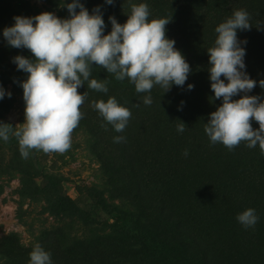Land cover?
<instances>
[{"label": "trees", "instance_id": "obj_1", "mask_svg": "<svg viewBox=\"0 0 264 264\" xmlns=\"http://www.w3.org/2000/svg\"><path fill=\"white\" fill-rule=\"evenodd\" d=\"M80 2L90 14L96 7L100 8L105 35L111 25L110 16L124 24L131 14L132 4L146 3L149 20L171 18L166 25L167 38L177 34V38L181 37L183 41L200 31L211 36L214 16L226 17L236 8L246 11L252 27L238 30V33L252 35L253 44L245 71L250 70L251 79L257 81V86L248 95L264 98V89L259 86V81L264 80V57L253 52L255 42L264 45V0H114L112 5L105 0ZM183 13L187 14V20L182 17ZM212 36L217 35L213 32ZM189 65L191 74L196 71V66L195 63ZM90 77L106 79L115 87L129 91L135 89L127 78L118 81L114 74L95 65ZM192 82L186 81L183 87L172 85L166 93L159 86L147 92L161 102L165 100L159 103L153 119L170 121V129L167 131L165 127L163 134L151 123L142 127L146 132L147 129L154 130L150 138L148 135L138 139L132 130L117 132L92 107L96 102L93 99L92 103L82 105L80 110L84 116L76 129L92 128L93 151L101 160L103 177L107 178L104 185L111 193L110 199L117 196L118 202H114L117 211L136 219L132 247L140 246L143 239L147 242L149 236H155L159 253L162 252L165 258L170 256L163 264H264V153L258 144L249 148L246 142H241L233 150L221 143L212 144L204 128L210 113L216 111L222 99L210 98V94L214 97L211 85L205 83L201 88L196 83L192 90H188ZM0 100L9 102L8 108L14 97L6 94ZM204 101L207 103L202 104ZM181 122L185 124L182 133L177 131ZM252 126L254 129L259 127L254 120ZM115 137L124 139L116 143ZM138 140L144 144L140 145ZM152 169L155 173H146ZM67 201L74 203L71 197ZM249 208L255 210L258 221L254 227L245 228L237 216ZM83 230L78 236L75 220L65 224L63 235L68 254L70 243L100 240L106 233L105 229L98 227ZM70 260L71 264H143L104 251L94 256L87 253L83 257H70ZM149 263L160 264L161 261L155 259Z\"/></svg>", "mask_w": 264, "mask_h": 264}, {"label": "clouds", "instance_id": "obj_2", "mask_svg": "<svg viewBox=\"0 0 264 264\" xmlns=\"http://www.w3.org/2000/svg\"><path fill=\"white\" fill-rule=\"evenodd\" d=\"M105 2L112 5L114 0ZM66 8L70 18L61 19L52 12L34 17L17 16L15 24L3 30L9 46L27 49L34 57L13 58L17 69L28 74L21 84L24 123L15 127L0 124V139L7 142L10 137H16L24 159L32 150L64 154L71 149L72 133L83 119L80 109L87 98V92L80 94L78 88L87 81L88 88L108 92L106 79H89L93 65L114 74L118 81L127 78L137 93L151 92L154 86L161 87L164 93L172 85L183 87L191 72L185 57L175 48V40L166 36V25L171 18L149 20L146 3L132 4L124 24L110 16L112 28L107 35L99 7L90 14L80 0H72ZM251 27L249 14L237 10L215 29L218 34L215 46L207 49L209 79L214 99H222V104L210 113L204 131L212 144L221 143L229 150L241 142H246L249 148L258 144L264 153V98L248 95L257 81L245 71L246 51L241 44L247 41L237 37V30ZM259 86L264 89V80L259 81ZM193 88L194 85H188V90ZM5 95L0 87V99ZM7 95L10 97L11 93ZM237 96L240 98L233 99ZM143 103L150 105L151 96H146ZM92 107L117 132L124 131L132 115L114 97L107 102H93ZM253 120L258 123V129L253 128ZM177 131H185L183 122L177 125ZM123 139L115 137L114 142L120 143ZM184 155H188L187 150ZM237 220L250 228L256 225L258 217L249 208ZM29 264H52L51 255L36 244L30 252Z\"/></svg>", "mask_w": 264, "mask_h": 264}, {"label": "rangeland", "instance_id": "obj_3", "mask_svg": "<svg viewBox=\"0 0 264 264\" xmlns=\"http://www.w3.org/2000/svg\"><path fill=\"white\" fill-rule=\"evenodd\" d=\"M71 2L0 0V87L6 94L10 92L11 97H14L8 108L9 102L3 103L0 100V124H11L15 127L24 123L25 103L21 84L28 74L17 69L13 58L22 55L34 59L29 50L9 46L3 36V30L13 26L14 17L17 16L34 17L43 12H52L58 18H70L66 5ZM237 10L238 8L226 17L211 16V27L215 35H218L216 27L231 18ZM186 15L183 13L182 17L185 18ZM111 28L112 25L109 26L107 34ZM213 32L211 36L201 31L191 34L187 41H183L181 37L177 38V34L169 37L175 40V48L182 53L186 61L189 64L195 63L196 71L189 74L187 81L194 80L192 85L197 83L199 88L203 83L211 85L207 49L215 46L217 36L213 37ZM251 36L244 32L238 33L237 30L238 39L247 41L246 44H241L246 51L245 62L250 59L249 53L253 44ZM255 46L253 52L264 57V45L259 46L255 42ZM246 72L251 78L252 72L247 69ZM89 79L100 80L98 77ZM87 84L86 81L84 86L78 88L80 94H89L85 103H92V99L96 102H107L109 98L114 97L120 106L131 111L132 115L125 129L132 130L138 139L153 136V129H147V132L142 130L147 123L153 124L152 126L161 130L162 134L165 133V127L167 131L170 129V121L153 120L159 103L165 100L161 102L157 96L147 92L137 93L135 89L129 91L115 87L109 82L107 93L92 90ZM146 96H151L150 105L143 103ZM210 98L214 99L211 94ZM206 103L204 101L202 104ZM91 129L84 126L75 129L72 133L71 149L64 154H45L32 150L27 159L22 158L16 137H10L7 142L0 139V264H29L30 252L36 244L50 253L52 264H71L73 259L70 260V257H83L87 253L94 256L100 251L121 255L125 259L143 264H152L149 262L155 259H159L160 264H163L170 259V256L165 258L162 252L159 253L155 236H149L147 242L143 239L140 246H131L133 230L137 227L136 219L117 211L114 203L118 202L117 196L114 195L110 199L111 193L104 185L107 178L103 177L101 160L93 151L94 135ZM137 142L144 144L142 140ZM146 173L153 174L155 171L152 169ZM68 197H71L74 203H69ZM72 220H75L76 227L79 228L78 236L88 227L105 229V236L89 243L72 242L69 244L71 246L68 254L63 231L65 224ZM152 227L153 225L149 229ZM155 256L158 258H154Z\"/></svg>", "mask_w": 264, "mask_h": 264}]
</instances>
